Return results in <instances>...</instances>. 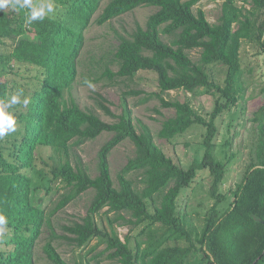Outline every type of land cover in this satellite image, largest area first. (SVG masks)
Listing matches in <instances>:
<instances>
[{
  "label": "trees",
  "instance_id": "16d2710c",
  "mask_svg": "<svg viewBox=\"0 0 264 264\" xmlns=\"http://www.w3.org/2000/svg\"><path fill=\"white\" fill-rule=\"evenodd\" d=\"M64 1L71 4L66 9H54L52 19L46 16L50 19L46 22L43 18L28 23V13L23 9L9 6L0 10V99L21 94L20 99L30 100L27 106L21 101L9 109L16 121L25 125L23 136L0 140V214L7 219L5 231L10 240L6 244L11 247L3 252L0 264H36L35 247L46 227L50 238L44 252L51 264H69L56 248V238H65L77 248L100 238L106 243L108 257L120 264H264V104L254 119L259 130L256 161L223 212L219 205L228 200L223 186L229 162L216 157L219 120L243 97V41L264 51V0H242V5L237 0H226L220 21L215 24L204 10H194L201 0H110L95 20L104 25L139 7L157 8L145 27L138 23L130 35L118 34L113 60L118 70L108 66L103 74L110 80H132L140 72L156 76L159 91L151 96L159 98L162 107L176 111L164 121L161 138L172 140L195 126L205 128L203 159L193 162L189 169L166 154L148 126L138 131L130 110L117 116L100 95V108L118 118L110 123L75 100L68 102L66 92L79 75L85 31L103 0ZM165 35L172 39L167 41ZM196 48L202 49L199 62L193 61L188 52ZM217 63L227 67L224 85L212 81L207 71L209 65ZM6 64L13 69L16 64L26 66L24 81L11 82L5 76ZM200 88L219 93L209 120L188 102L164 96L172 90L195 93ZM104 132L114 135L101 148L99 174L93 177L82 157L73 162L71 151L73 146ZM126 139L134 142L136 156L119 175L117 187L109 156ZM226 143L229 145L230 140ZM202 170L212 177L210 196L215 202L206 213L200 235L186 225L178 210V199ZM131 171L140 172L143 187L126 176ZM36 172L47 180V193L59 182L66 189L49 211L34 199L37 192L44 191L34 186ZM90 189L95 195L87 215L65 224L64 234L58 235L52 217ZM157 198L161 199L159 205ZM150 199L156 205L154 212L149 208ZM105 208L104 213L116 214L110 221L112 231L102 228L98 221ZM120 220L130 226L143 225L138 235L147 234L148 239L138 240L133 248L132 236L123 240L114 227V222Z\"/></svg>",
  "mask_w": 264,
  "mask_h": 264
},
{
  "label": "rangeland",
  "instance_id": "374dc122",
  "mask_svg": "<svg viewBox=\"0 0 264 264\" xmlns=\"http://www.w3.org/2000/svg\"><path fill=\"white\" fill-rule=\"evenodd\" d=\"M109 1H102L100 9L94 16V21L85 31V43L79 57V75L73 87L67 90L66 99L68 102L75 100L85 110L96 111L103 120L110 123L118 121V118L107 115L100 108L98 104L102 100L100 95L107 99L106 105L117 116H121L126 110H130L138 131H142L143 125L148 126L156 143L164 149L166 154L183 168L189 169L193 162L203 159L205 148L202 141L206 131L205 128L195 126L190 131L172 140L161 138L159 132L164 121L173 117L176 111L173 108L162 107L159 98L151 96L152 92L159 91L156 76L150 72H140L132 80L130 78L110 80L103 74L108 66L114 71L118 70L117 63L113 62L119 44L118 34L130 35L135 31L138 23L145 27L149 16L156 12L157 8L139 7L104 25H99L95 20ZM224 1L226 0H201L194 7V10H204L211 23H219L223 14ZM37 2H41V0H34V3ZM51 2L54 4L56 11L60 8L66 9L71 4H66L64 0H51ZM237 4L242 5L243 1L237 0ZM23 11L25 14L28 13L27 9H23ZM47 16L52 19L50 14ZM49 18L45 16L44 21H49ZM164 38L167 41L172 39V37L166 35ZM188 52L193 61H200L201 48L189 50ZM241 60L244 70L242 77L243 97L231 111L223 113L219 120L220 133L217 140L216 157L224 163L229 162L223 186L224 192L228 195V200L219 205L222 212L230 207L235 197V190L244 180L250 165L256 161L259 130L258 122L254 119L256 111L264 104V51L258 49L254 43L244 40L241 48ZM25 68L26 66L16 64L13 69L9 68V64H6L5 76L11 82L14 80L24 81V75L28 74V72L25 73ZM14 70L15 72L18 71L19 74L16 75ZM207 71L212 81L224 85L227 73L226 66L219 63L212 64L207 67ZM89 83L92 87L89 86ZM131 91H138L139 93H128ZM215 91L209 93L205 88H200L197 92L190 93L180 89L172 90L164 96L169 100L188 102L198 113L209 120L216 108L219 96V93H215ZM20 100L23 102V99ZM16 122L17 130L0 138V140L23 136L26 130L25 125ZM113 135L114 133L104 132L96 139L88 140L77 147L73 146L71 159L75 162L77 157H82L89 173L96 177L99 174V152L103 145L112 139ZM227 140H230L229 145L226 143ZM38 152L40 155L41 150H38ZM135 156L136 146L130 139H126L112 150L109 162L115 186H120L119 175L123 172L129 160ZM34 176V186L44 190H41V193L40 191L37 192L34 199L49 211L59 201L66 189L59 182L53 185L51 192L47 193V180L39 172H36ZM126 176L132 179L139 188L143 187L141 183L142 176L139 171H131ZM211 184L212 177L209 172L202 170L193 184L185 189L178 199L179 213L188 228L197 231L196 234L201 235L206 225V213L215 202L210 196ZM94 195L95 191L93 189L84 192L52 217V224L58 235L64 234L63 226L65 224L80 221L82 217L87 215ZM148 202L150 210L154 212L156 205L151 199ZM160 202L161 199L157 198V205ZM106 210L107 208L102 210L98 221L102 228L112 231L110 221L116 218V214L114 212L104 213ZM142 226H130L124 220L114 222V227L123 240L128 235L132 236L131 246L133 248H136L138 240L146 241L148 239L147 234L144 236L138 235L142 230ZM49 238L50 230L46 227L35 247L36 264H51L44 252V245ZM9 240L10 237L6 231L0 233V258L3 252L6 253L11 248L10 245L6 244ZM54 244L69 264H120L119 261L108 257L109 252L105 251L106 243L101 242L100 238H94L83 248L75 247L65 238H56Z\"/></svg>",
  "mask_w": 264,
  "mask_h": 264
},
{
  "label": "clouds",
  "instance_id": "9594fccd",
  "mask_svg": "<svg viewBox=\"0 0 264 264\" xmlns=\"http://www.w3.org/2000/svg\"><path fill=\"white\" fill-rule=\"evenodd\" d=\"M11 6L14 9H27V22L31 23L37 19L42 20L45 16L54 13V4L51 0H41L34 3V0H0V10ZM89 86L92 85L89 83ZM29 98L23 99L24 106L29 104ZM21 103L19 95H12L10 99H0V138L14 133L17 130L16 116L9 111L12 105ZM7 219L0 214V233H3Z\"/></svg>",
  "mask_w": 264,
  "mask_h": 264
}]
</instances>
